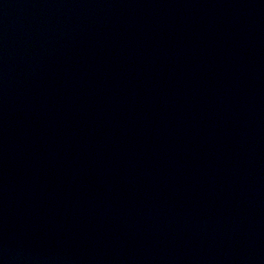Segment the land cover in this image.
Here are the masks:
<instances>
[{
	"label": "water",
	"instance_id": "1",
	"mask_svg": "<svg viewBox=\"0 0 264 264\" xmlns=\"http://www.w3.org/2000/svg\"><path fill=\"white\" fill-rule=\"evenodd\" d=\"M0 264H264V0H0Z\"/></svg>",
	"mask_w": 264,
	"mask_h": 264
}]
</instances>
